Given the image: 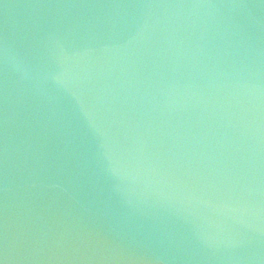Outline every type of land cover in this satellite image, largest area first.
Instances as JSON below:
<instances>
[{
  "label": "water",
  "instance_id": "95a60500",
  "mask_svg": "<svg viewBox=\"0 0 264 264\" xmlns=\"http://www.w3.org/2000/svg\"><path fill=\"white\" fill-rule=\"evenodd\" d=\"M0 264H264V0H0Z\"/></svg>",
  "mask_w": 264,
  "mask_h": 264
}]
</instances>
